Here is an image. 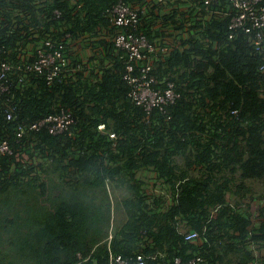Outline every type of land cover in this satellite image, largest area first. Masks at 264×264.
Wrapping results in <instances>:
<instances>
[{"label": "trees", "instance_id": "obj_1", "mask_svg": "<svg viewBox=\"0 0 264 264\" xmlns=\"http://www.w3.org/2000/svg\"><path fill=\"white\" fill-rule=\"evenodd\" d=\"M118 1L0 0L5 59L31 60L51 39L67 43L77 67L52 84L46 72L23 82L11 74L6 96L17 119L0 113V139L14 150L0 153V264H105L110 251L131 264L196 255L202 264H264V42L252 44L255 30L230 37L228 0H189L186 10L183 0L148 3L134 31L153 41L182 32L153 70L180 96L170 117L148 114L129 96L128 55L106 14ZM79 45L92 48L86 63ZM63 107L74 113L70 133L29 130L17 139L19 124ZM193 232L199 240L187 238Z\"/></svg>", "mask_w": 264, "mask_h": 264}, {"label": "built area", "instance_id": "obj_2", "mask_svg": "<svg viewBox=\"0 0 264 264\" xmlns=\"http://www.w3.org/2000/svg\"><path fill=\"white\" fill-rule=\"evenodd\" d=\"M142 6H136L127 0H119L112 6L108 7L106 14L111 24L118 28L115 36V45L118 49L127 52L125 61L124 79L130 86L129 96L139 106H142L145 111L150 114L155 108H159L166 115L168 114V105L174 103L180 96L176 90L174 81L164 79L160 83L154 75L153 70L155 63L161 57L167 55L173 45L179 46L180 35L172 36L171 39H156L151 40L148 35L142 32H136V29L141 24L140 11H144L148 3L156 1L167 4L177 0H145ZM185 1L190 7L193 3L189 0ZM205 6L211 5L216 0H203ZM231 6L232 18L230 22V37H235L237 31L244 30L246 32L256 31V35L252 40V44L256 49H260L264 42V0H228ZM220 12V11H216ZM60 15V11H57ZM213 14L209 11L203 17L209 18ZM202 16V15H201ZM173 32V31H171ZM178 33V34H179ZM187 32L183 33L185 36ZM69 36V34H67ZM71 42V38L68 43ZM73 43V42H71ZM45 44L48 49L39 47L36 56L31 60L24 61L19 64H12L3 57L4 46L0 43V113L3 112L7 120L17 119V106L12 103V99L6 96V93L11 91L12 82L11 74L14 70L18 71L17 77L19 82L25 81L26 75L30 71L39 73L46 72L48 84H52L55 78L61 72H74L77 67L70 64L69 58L66 55L67 43L60 41L54 43L51 39H46ZM76 48V46H75ZM264 70V64L261 66ZM170 117L169 115H167ZM74 113L71 108L63 107L59 112L50 113L29 123L19 124L17 126V139L23 137L29 130L47 129L52 134L69 132L74 123ZM0 117V127H1ZM97 129L103 133H109L111 138H115L116 134L110 132L105 123L97 125ZM0 153L13 154L7 140L0 139ZM113 237V230H110L108 242L110 243ZM187 238L199 240V234L193 232L187 235ZM144 254L139 252L137 261L142 263ZM204 259L201 255H196L188 260L181 257H176L172 264H202ZM95 264H99L97 261ZM105 264H131L130 258L124 257L121 254L109 253V259Z\"/></svg>", "mask_w": 264, "mask_h": 264}, {"label": "rangeland", "instance_id": "obj_3", "mask_svg": "<svg viewBox=\"0 0 264 264\" xmlns=\"http://www.w3.org/2000/svg\"><path fill=\"white\" fill-rule=\"evenodd\" d=\"M79 43H81V42H79ZM77 44V43H76ZM80 49H81V52H82V57L84 58V61H85V63L86 62H88V57L90 56V54L88 53V51H89V48H83L82 47V45H79L78 46ZM139 175L141 176V177H143V179L144 180H151L150 178L152 177V176H150L151 174L149 173V172H147L146 173V171H140L139 172ZM150 185L146 182L145 183V186L144 187H149ZM155 191H157V192H160V188H159V186L158 187H156V189H155ZM246 202V201H245ZM261 203V202H260ZM259 204V202H256L255 204H252L253 205V207L251 208H249L250 210H253V209H257V205ZM240 208V209H239ZM238 209L239 210H241L242 212H246L247 211V206L246 205H242L241 207H239ZM181 227H183V226H181ZM181 229H183L184 230V227L183 228H181Z\"/></svg>", "mask_w": 264, "mask_h": 264}, {"label": "crops", "instance_id": "obj_4", "mask_svg": "<svg viewBox=\"0 0 264 264\" xmlns=\"http://www.w3.org/2000/svg\"><path fill=\"white\" fill-rule=\"evenodd\" d=\"M188 4L185 2V1H183V2H181V6H180V9H183V10H186V9H188ZM172 7H169V8H167V11H168V9H171ZM171 31H173L170 35H166V36H164L163 38L164 39H171V37L172 36H178V35H180V33H179V30H171ZM179 33V34H178ZM182 33V32H181ZM77 47V46H76ZM79 48V47H78ZM91 47H89V51H88V53H91Z\"/></svg>", "mask_w": 264, "mask_h": 264}]
</instances>
